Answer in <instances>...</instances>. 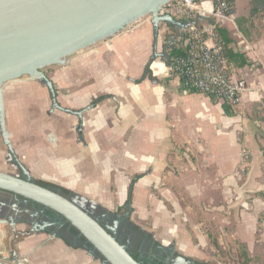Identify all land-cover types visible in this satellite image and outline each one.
Wrapping results in <instances>:
<instances>
[{"label": "crops", "instance_id": "0c3cea01", "mask_svg": "<svg viewBox=\"0 0 264 264\" xmlns=\"http://www.w3.org/2000/svg\"><path fill=\"white\" fill-rule=\"evenodd\" d=\"M194 1V21L143 16L45 67L61 110L29 76L1 85L0 172L58 185L107 212L124 207L140 177L125 215L152 240L211 262L203 234L215 232L249 264H264V0H231L221 28L247 60L237 69L248 91L230 116L184 93L168 71L185 30L211 21V2ZM53 235L46 210L0 191L1 264H104Z\"/></svg>", "mask_w": 264, "mask_h": 264}, {"label": "water", "instance_id": "95a60500", "mask_svg": "<svg viewBox=\"0 0 264 264\" xmlns=\"http://www.w3.org/2000/svg\"><path fill=\"white\" fill-rule=\"evenodd\" d=\"M170 1L0 0V86L29 76L46 86L52 108L61 110L52 84L40 70L116 34L143 16L150 15L155 24L169 19L157 16V12ZM156 32L155 29V36ZM2 111L0 102V127L4 128ZM73 114L80 120V112ZM0 191L59 216L104 264H140L71 199L37 185L28 177L3 172H0Z\"/></svg>", "mask_w": 264, "mask_h": 264}, {"label": "built area", "instance_id": "2783aa9c", "mask_svg": "<svg viewBox=\"0 0 264 264\" xmlns=\"http://www.w3.org/2000/svg\"><path fill=\"white\" fill-rule=\"evenodd\" d=\"M208 1L212 4L211 21L192 24L185 30L182 55L169 61L168 71L179 78L184 93H197L235 110L248 91L247 82L225 58L219 34L223 25L232 21L233 7L230 0ZM199 12L194 0H172L159 9L157 16L190 22ZM133 23L126 27L134 28Z\"/></svg>", "mask_w": 264, "mask_h": 264}, {"label": "rangeland", "instance_id": "374dc122", "mask_svg": "<svg viewBox=\"0 0 264 264\" xmlns=\"http://www.w3.org/2000/svg\"><path fill=\"white\" fill-rule=\"evenodd\" d=\"M44 69L45 68L41 69L40 71L42 72ZM22 77H26V76H22ZM39 83L42 82L39 81ZM3 125H4V117H3ZM68 198L73 200L76 203V205H78L81 209H83L85 212L90 214L92 217L94 218L96 217L99 220L103 221V223L98 222L101 226L106 225L109 229L115 230L120 245H122L123 247L125 245L127 249L132 253L135 251V243L139 241L142 242L143 236L148 237V239H151V237L148 234H146L143 230H141L140 228H138L129 221L128 215L127 216L125 215L129 207L126 208L123 207L116 209L113 212H107L99 207H96L92 204H89L87 202L81 201L78 198H75L73 194H71ZM203 237H206L207 242L211 245L210 247H212L210 248V256H213L211 257L212 258L211 262L207 261L208 259L206 258L204 260L197 257L191 258L190 256H185L184 254H182L181 251L173 252L171 249L170 250L169 248L167 249L170 253L172 252L173 254H176L178 256L180 255V257L182 256L181 257L182 259H187L190 261L192 260L199 264H249L248 263L249 260L247 259L246 254L243 251V248L238 244H235L233 240L225 239V241H222L220 243L218 241L215 232L204 233ZM157 245L159 244L157 243ZM234 245L235 246L238 245V248H235ZM181 258L179 259L177 258L178 259L177 264H180L183 261L181 260Z\"/></svg>", "mask_w": 264, "mask_h": 264}, {"label": "flooded vegetation", "instance_id": "af4514ba", "mask_svg": "<svg viewBox=\"0 0 264 264\" xmlns=\"http://www.w3.org/2000/svg\"><path fill=\"white\" fill-rule=\"evenodd\" d=\"M20 177L26 178V176H20ZM47 213L49 217L50 231L53 234H55V236L58 237L64 236V232H62L61 230L65 226V222L63 221V219H61L59 216L55 214H50L49 212ZM94 219L99 223H103V221L99 220L96 217ZM102 226L107 231V233H109L113 238H115V240L120 244L116 231L109 229L106 225H102ZM68 229L69 228H67V230ZM75 239L73 241H76ZM124 249L127 251V253L135 255L138 263L140 264H177V260L180 258L178 255L173 254L172 252L170 253L167 248L162 247L160 244L157 245L155 241L148 239V237L145 236H143L142 242L139 241L135 243V251L133 253L130 252L125 245H124ZM181 260L183 261L180 264H195V261L192 260L190 261L182 258Z\"/></svg>", "mask_w": 264, "mask_h": 264}, {"label": "trees", "instance_id": "16d2710c", "mask_svg": "<svg viewBox=\"0 0 264 264\" xmlns=\"http://www.w3.org/2000/svg\"><path fill=\"white\" fill-rule=\"evenodd\" d=\"M231 3V0H230ZM219 34L221 36V47L224 53L225 58L227 59V61L235 68H242L247 64V60L244 58V56L240 55V54H236L233 53L231 51V49L229 48V43L230 41L227 40L226 35L224 34V32L220 29L219 30ZM177 51H180V49H177ZM173 52V53H172ZM171 52V56H170V60L174 57L180 56L182 55V52L180 51V54H177L175 51ZM100 99L94 100L93 104H95L96 102H98ZM222 108L224 113L227 116L231 115V111L228 109L227 106H225L224 104H222ZM140 177H135V179L130 183L129 188H128V192H127V199L126 202L124 204V208L129 207L131 204V194H132V188L134 183L136 182V180H138ZM34 183H36L37 185L43 187V188H47L49 190L55 191L57 193H59L60 195L68 198L72 193L64 188L59 187L58 185L52 184V183H48V182H44V181H33ZM50 214H54L50 211H47ZM64 221V220H63ZM67 228H69L67 230ZM62 232H64V236H60V238L63 240V242H65L67 245H70V242L73 241L75 238L76 242L79 243V245L84 246L86 249L91 250V246L86 243V241L78 236V233L75 229H73L72 227H70L67 223H65V226L61 229ZM97 256L98 254L95 253ZM135 261H137L136 256L129 254ZM99 257V256H98ZM100 258V257H99ZM101 259V258H100ZM138 262V261H137ZM195 264H199L196 263Z\"/></svg>", "mask_w": 264, "mask_h": 264}]
</instances>
